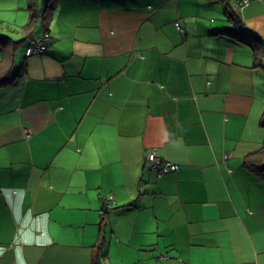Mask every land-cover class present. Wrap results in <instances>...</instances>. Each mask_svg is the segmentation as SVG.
<instances>
[{
    "label": "crops",
    "instance_id": "0c3cea01",
    "mask_svg": "<svg viewBox=\"0 0 264 264\" xmlns=\"http://www.w3.org/2000/svg\"><path fill=\"white\" fill-rule=\"evenodd\" d=\"M50 3L0 84V264H264V1Z\"/></svg>",
    "mask_w": 264,
    "mask_h": 264
},
{
    "label": "trees",
    "instance_id": "16d2710c",
    "mask_svg": "<svg viewBox=\"0 0 264 264\" xmlns=\"http://www.w3.org/2000/svg\"><path fill=\"white\" fill-rule=\"evenodd\" d=\"M51 0H31L30 2V12L31 17L29 22L25 25L28 29L33 28L38 23L39 17H43L44 21H47L50 18V13L53 9ZM233 21L236 26L232 27V33L239 36V38L247 41L255 51V59L257 63L264 61V43H261V39L258 37L249 38L246 34H242L243 31L246 30L245 25L240 21L239 18L233 17ZM45 34H48L47 32ZM45 36V35H44ZM42 36L41 38H43ZM21 40H16L10 36L3 35L0 33V48L3 49V54L0 59V84L7 85L13 82L17 78L13 74V66H14V54L15 49L20 44ZM23 41V39H22ZM26 51V49H25ZM26 53V52H25ZM260 124L264 127V112L260 118ZM170 161V160H169ZM173 162V161H172ZM245 165L251 169V171L257 173L264 179V141L262 142L259 149L249 152L244 158ZM171 172V171H170ZM166 255V254H165ZM104 256L103 252L100 251V255L98 256L97 263L100 264L101 257ZM168 257V255H166Z\"/></svg>",
    "mask_w": 264,
    "mask_h": 264
},
{
    "label": "rangeland",
    "instance_id": "374dc122",
    "mask_svg": "<svg viewBox=\"0 0 264 264\" xmlns=\"http://www.w3.org/2000/svg\"><path fill=\"white\" fill-rule=\"evenodd\" d=\"M29 5H30L29 0L28 2L26 0L23 5L24 8L18 11L15 10L16 8L15 3H8L7 1H5L4 3L2 0H0V33L3 35L10 36L14 39H19L20 37L26 35L27 34L26 30L28 28L25 26V23L29 20L31 16ZM21 42L23 41H20V43ZM19 48L22 47H17L15 51L18 50ZM21 52L22 49H19L17 53V57L21 55ZM0 54H3L2 48H0ZM116 264H119V261H116Z\"/></svg>",
    "mask_w": 264,
    "mask_h": 264
},
{
    "label": "built area",
    "instance_id": "2783aa9c",
    "mask_svg": "<svg viewBox=\"0 0 264 264\" xmlns=\"http://www.w3.org/2000/svg\"><path fill=\"white\" fill-rule=\"evenodd\" d=\"M240 3H245V0H238ZM264 1V0H263ZM179 25V21L176 22ZM49 37V34H45L43 38L32 39L28 42L26 46V55L32 54H43L48 50V45L46 39ZM230 154L227 153L225 157H229ZM147 158L151 163V166L157 170L158 175H163L170 171H176L179 169V163L169 161L164 157L158 155L156 151L152 150L147 154ZM161 259L167 258L165 254L160 256Z\"/></svg>",
    "mask_w": 264,
    "mask_h": 264
}]
</instances>
